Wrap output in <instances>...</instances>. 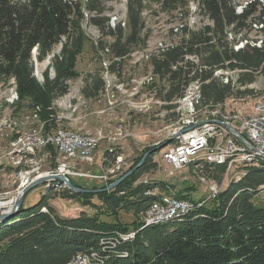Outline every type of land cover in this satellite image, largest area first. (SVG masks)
I'll list each match as a JSON object with an SVG mask.
<instances>
[{"label":"trees","instance_id":"16d2710c","mask_svg":"<svg viewBox=\"0 0 264 264\" xmlns=\"http://www.w3.org/2000/svg\"><path fill=\"white\" fill-rule=\"evenodd\" d=\"M96 1L90 0L86 8L101 12ZM234 7L233 0H204V13L212 24L189 39L182 38L165 47L152 58L153 75L165 81L159 92L168 103L165 107H172L171 102L181 98L194 81L199 84L198 101L209 109L230 96L253 93L237 87L253 83L258 74L264 76V46L248 43L234 50L228 40V27L238 31L253 18L264 32V1L251 2L241 13H235ZM141 11L142 0H128L130 33L123 44L119 24L115 30L108 28L105 32V18L92 16L90 21L101 32L114 36L110 49L115 56L124 57L139 39ZM82 20V5L75 0H0V78H14L19 95L28 96L36 105H48L53 98L64 95V81L78 74L71 67L83 42ZM63 38L60 56L68 64L59 60L55 78L46 80L41 91L32 76L31 52L36 48L41 60ZM191 55L199 61L189 60L187 56ZM222 69L237 72L234 84L214 75ZM92 85L98 89L97 83ZM82 90L88 96L94 94L86 88ZM154 154L155 151L150 153L137 170L111 190H101L106 186L102 185L94 188L100 191L75 192L60 184L58 190L42 193L33 205L22 204L15 217L0 221V264H67L79 253L91 252L100 256L96 257L97 264H264V206L253 202L264 187V159L258 165L243 166L246 168L239 179L231 180L204 202L188 196L191 188L185 194H175L193 201L188 213L141 227V213L161 197L159 192H150L172 187L161 181L140 180L156 166ZM194 167H203L206 175L219 182L226 171L225 165L206 162ZM57 196L89 205L112 219L102 220L84 212L76 217L63 216L50 202ZM95 197L99 204L92 202ZM120 212L131 214L134 220L129 224L121 222ZM130 231L135 232L131 239L118 236Z\"/></svg>","mask_w":264,"mask_h":264},{"label":"rangeland","instance_id":"374dc122","mask_svg":"<svg viewBox=\"0 0 264 264\" xmlns=\"http://www.w3.org/2000/svg\"><path fill=\"white\" fill-rule=\"evenodd\" d=\"M75 1L80 2L83 9V42L73 56L71 67L78 74L64 81L67 92L53 98L48 105H36L28 96L19 95L14 78H0V199L6 201L12 196L18 197L22 188L34 178L49 176L58 172L59 167L69 172L66 178L83 188L94 190L96 186H108L134 167L146 151L160 144L164 146L157 149L153 156L156 166L142 175L140 180L161 181L172 187L168 191L154 188L150 192L152 194L159 192L175 196L185 194V190L191 188L189 197L204 199L209 195V182L224 188L231 180H235L224 173L219 182L206 175L203 167H194L199 164L174 170L162 158L165 150L176 144L177 136L191 125L199 126L216 115L218 118L225 116L238 124L237 120L252 115L260 99H264V76L258 74L253 83L237 87L240 90L251 89L252 94L230 96L210 109L198 101L199 84L195 81L186 87L181 98L171 102L172 107H165L168 103L159 96L165 81L153 75L151 60L165 47L177 44L182 38L189 39L205 25L212 24L204 13V0H142L143 27L139 39L132 43L130 53L124 57L112 53L109 44L114 41V36L101 32L91 23L90 17L105 18V32L108 28L115 30L119 24L123 29L120 41L123 44L130 33L127 25L128 0H97L101 12L86 8L90 0ZM253 1L233 0L235 13H241ZM229 28L228 40L234 50L248 43L264 46V32L253 18L247 21L245 27L237 28L238 31H233V26L228 27V31ZM64 39L55 44L41 60L37 58L35 48L31 52L32 76L41 91L46 80L55 78L57 62L64 60L60 56ZM99 41H102V45ZM187 58L199 61L194 55ZM63 62L68 64V61ZM214 75L223 82L231 80L233 84L237 78V72L228 69L217 70ZM93 82L98 84V89L93 87ZM83 88L94 94L88 96ZM58 129L97 139L91 158L81 161L67 159L59 154V149L48 145L24 159L9 160L8 153L17 152L16 147L22 143V137L33 132L41 135L53 133L54 136ZM202 176L206 181L201 179ZM55 182L56 179L38 183L26 192L22 204L31 206L39 201L42 193L58 190L63 183ZM50 202L63 216L76 217L84 212L98 219H112L68 197L57 196ZM92 202L100 203L97 197ZM253 202L259 207L264 206V187ZM119 220L129 224L134 219L131 214L120 212ZM104 246L108 250L107 245ZM89 259L85 263L98 262L96 257Z\"/></svg>","mask_w":264,"mask_h":264},{"label":"built area","instance_id":"2783aa9c","mask_svg":"<svg viewBox=\"0 0 264 264\" xmlns=\"http://www.w3.org/2000/svg\"><path fill=\"white\" fill-rule=\"evenodd\" d=\"M237 122L238 124L216 119L204 121L203 124L193 128L188 127L177 136L178 139H181V149L171 147L167 157L162 158L174 170H178L182 169V162L187 156L192 153H198L199 150H208V158L212 160L223 161L224 158H232L235 163V170L224 173L226 176L235 177L236 174L243 172L240 167V160H244L245 150L264 151V115L251 117L248 114V119L237 120ZM48 145H53L56 149H59V154L76 155L81 157L82 160L91 151V148H94L93 143L75 139V132H62V137H53V133H49V138L44 139L43 145H36V143H32V140H27L22 152L8 153V158L10 161H14L16 158L24 159ZM58 170L64 176L69 175V172L63 171V167H59ZM201 179L206 181L203 176ZM219 187L215 182H209V195L203 200L215 197ZM16 198L12 196L11 199L0 203V212L13 207ZM189 202L193 201L184 199L181 202L168 201V205L155 204L149 212H143V216H140V219L171 213L177 208L185 207ZM130 233L131 231L120 235L127 238V234ZM79 254V264H87L85 261L88 258L100 257L87 255V253Z\"/></svg>","mask_w":264,"mask_h":264},{"label":"bare ground","instance_id":"6f19581e","mask_svg":"<svg viewBox=\"0 0 264 264\" xmlns=\"http://www.w3.org/2000/svg\"><path fill=\"white\" fill-rule=\"evenodd\" d=\"M260 100H261L260 104H258L257 106L255 104L256 107L254 108L253 114L252 115L250 114L251 117H260V116L264 115V99H260ZM216 116H213L207 120L219 119V121L231 122V120H229V118H227L225 116H223V118H218ZM241 119H248V118L241 117ZM232 121H234V120H232ZM62 132H65V131L58 130L53 137H62ZM22 138L23 139L20 140V141H22V143H18V145L16 147L17 152H22L24 145L27 142V140H32V143H36V145H43L44 139L49 138V135H46V134L41 135L38 132H33V133H30L25 138L24 137H22ZM75 139L93 143L94 148L97 145V139H95L94 137L80 136V135L75 133ZM172 147H174V149H181V139H178L176 144H174ZM94 148H91V151H89L87 153V156L84 157L83 160H88L89 158H91V153H92ZM169 149L165 150V152L163 153V157H167V153H168ZM61 155H62V157L67 158V159H73V160H79V161L82 160L81 157H77L76 155H66V154H61ZM260 159H264V151H262V150H245L244 160H240V167H241V169H243V172L236 174L233 179H235V180L239 179L240 176L244 173L245 169L243 166L248 165V164H254V163L257 164V162ZM198 160H201L200 164L206 162V163L211 164V165H225L226 166V172L235 170V163H234L232 158H224L223 161L212 160L211 158H208V150H199L198 153H192L191 155L187 156L184 159V161L182 162V168L190 166V165L192 166L193 164L198 165L199 163H196ZM219 189L220 188H217V193H218ZM182 200H184V199L178 198L174 195H166V194L163 195V194H161L160 199L151 203V205L147 208V210L145 212H149V210L155 204L168 205V201L169 202H181ZM4 202H5L4 200L0 199V203H4ZM11 208L6 209L5 211H2L0 213H5L7 210L9 211ZM191 208H192V204H191V202H189V203H187V205L185 207L177 208L174 211H172L171 213L161 214L159 216L145 217V219H140L142 222L141 227L151 226V225H155V224H159V223H164V222H167V221L174 219V218H178L181 216L183 217V215L188 213V211L191 210ZM141 216H143V213H141ZM134 235H135V232L131 231L130 234H127V238L121 236L120 234L118 236H120L123 239H131L134 237ZM94 253L95 252H91L90 254H87V255L92 256V255H94ZM79 262H80V254H78L75 258H73V260H71L67 264H79ZM91 264H92V262H91Z\"/></svg>","mask_w":264,"mask_h":264},{"label":"water","instance_id":"95a60500","mask_svg":"<svg viewBox=\"0 0 264 264\" xmlns=\"http://www.w3.org/2000/svg\"><path fill=\"white\" fill-rule=\"evenodd\" d=\"M193 127H194L193 125L190 126V128H193ZM239 136L241 138H243L241 135H239ZM162 146H164V144H160L159 146H156V147L152 148L151 150L146 151L143 154V156L141 157V159L139 160V162L134 167H132L130 170H128L126 173H124L122 176H120L114 182L110 183L108 186H106L105 188H103L101 190L107 191V190H111V189L115 188L120 182H122L123 180H125L135 170H137L143 164V162L145 161V158L150 153L156 151L157 149H160ZM55 179L58 180L59 182L63 183L64 186H67V187L71 188L75 192H93V191H100V189L90 190V189H87V188H83V187L76 186L68 178H66L63 174H61L59 172H54L53 174H50L49 176H38V177L34 178L30 183L26 184L22 188V190H21L20 194L18 195V197L14 200L13 207L9 210V212L0 213V220L6 221V220L12 218L13 216H15L17 214V211H18V209L20 208V206H21V204L23 202L24 195L26 194V192L29 189H31L32 187H34L38 183H41V182H43L45 180H55Z\"/></svg>","mask_w":264,"mask_h":264}]
</instances>
